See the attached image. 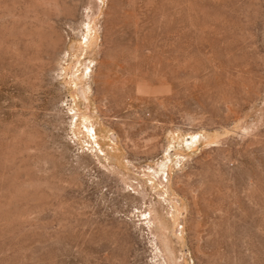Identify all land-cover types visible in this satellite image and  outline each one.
I'll use <instances>...</instances> for the list:
<instances>
[{
	"label": "rangeland",
	"instance_id": "rangeland-1",
	"mask_svg": "<svg viewBox=\"0 0 264 264\" xmlns=\"http://www.w3.org/2000/svg\"><path fill=\"white\" fill-rule=\"evenodd\" d=\"M0 264H264V0H0Z\"/></svg>",
	"mask_w": 264,
	"mask_h": 264
}]
</instances>
